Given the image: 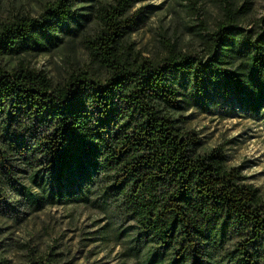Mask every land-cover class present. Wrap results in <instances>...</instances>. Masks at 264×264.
Wrapping results in <instances>:
<instances>
[{
	"label": "trees",
	"instance_id": "1",
	"mask_svg": "<svg viewBox=\"0 0 264 264\" xmlns=\"http://www.w3.org/2000/svg\"><path fill=\"white\" fill-rule=\"evenodd\" d=\"M138 1L96 9L100 28L83 43L100 71L58 83L1 60L76 35L87 17L74 0H45L37 17L0 21V202L6 185L34 211L97 208L108 218L99 237L114 239L132 264H264V197L219 147L201 150L185 116L172 117L185 109L179 88L187 85L200 99H238L264 129V16L245 29L225 8L215 30L200 35L206 55L167 44L152 60L122 44ZM20 166L29 187L18 182ZM55 257L30 249L27 264H58Z\"/></svg>",
	"mask_w": 264,
	"mask_h": 264
},
{
	"label": "rangeland",
	"instance_id": "2",
	"mask_svg": "<svg viewBox=\"0 0 264 264\" xmlns=\"http://www.w3.org/2000/svg\"><path fill=\"white\" fill-rule=\"evenodd\" d=\"M44 2L0 0V21L21 15L37 17ZM113 2L74 0L73 9L87 17L81 19L82 26L76 35H61L62 41L47 52L5 56L2 66L12 69L22 62L45 72L54 83L73 71L97 74L100 69L85 48L83 36L93 35L100 28L96 9ZM225 8L237 12V24L245 29L254 28L264 16V0H140L130 9L133 25L122 44L152 60L164 55L167 44L204 56L206 47L200 35L206 37L215 30ZM179 89L181 99L189 104L184 102L185 109L173 112L172 117L185 116L183 126L196 131L201 150L219 147L226 156V165L240 167L245 181L264 197V129L258 115L248 112L233 97L215 94L200 99L187 85ZM20 169L18 182L29 187L27 168ZM2 198L0 258L7 259L9 264H27L30 249L38 254L55 253L58 264H132L124 262L122 246L114 239L105 241L99 237L108 218L97 208L54 205L34 211L27 206L24 196L6 185H2Z\"/></svg>",
	"mask_w": 264,
	"mask_h": 264
}]
</instances>
